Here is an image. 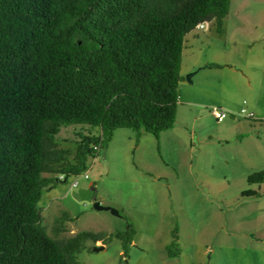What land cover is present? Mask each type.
Wrapping results in <instances>:
<instances>
[{"label":"trees","instance_id":"16d2710c","mask_svg":"<svg viewBox=\"0 0 264 264\" xmlns=\"http://www.w3.org/2000/svg\"><path fill=\"white\" fill-rule=\"evenodd\" d=\"M229 8L230 0H0V264H78L87 242L112 239L125 256L130 227L60 238L63 212L50 236L42 190L86 173L116 129L138 140L173 128L185 36L205 22L221 34ZM65 125L79 126L72 149L56 142ZM263 181L264 171L247 177Z\"/></svg>","mask_w":264,"mask_h":264},{"label":"rangeland","instance_id":"374dc122","mask_svg":"<svg viewBox=\"0 0 264 264\" xmlns=\"http://www.w3.org/2000/svg\"><path fill=\"white\" fill-rule=\"evenodd\" d=\"M203 26L185 36L184 76L194 58L226 63L192 78L211 72L213 76L203 80L216 87L228 78L225 83L239 109L249 111L256 105L264 114V88L259 91L264 76V0H230L221 34L214 22ZM213 105L202 102L188 113L179 102L173 128L158 139L141 131L137 140L133 130L116 129L106 147L89 160L87 179L71 187L80 176H69L43 188L38 208L47 233L52 236L53 221L63 212L70 220L60 238L83 231L134 230L125 256L118 239L87 242L75 255L78 264H264V181L247 182L250 174L264 171V156L250 158L245 150L238 155L236 143L223 140L229 135L226 123L210 115ZM236 118L244 119L239 113ZM78 129L61 126L56 142L72 149ZM249 191L256 195H243ZM95 201L118 215L94 209ZM99 246L103 249L94 252ZM167 247L178 251L176 258L168 256Z\"/></svg>","mask_w":264,"mask_h":264},{"label":"crops","instance_id":"0c3cea01","mask_svg":"<svg viewBox=\"0 0 264 264\" xmlns=\"http://www.w3.org/2000/svg\"><path fill=\"white\" fill-rule=\"evenodd\" d=\"M210 64H216L218 66L221 65L222 67H226V63L221 64L213 61H199L194 58L192 64L185 73L193 72V70H195L196 68H200L199 71H213V69H221V67H210ZM228 67L229 69H231V71H233V73L238 74L237 69L232 70L230 66ZM181 74L184 77V73H182V71ZM211 74V72H209V74H205L204 78L213 76ZM204 78H191V84L187 83L183 78L178 86V103L180 102V107H187L188 113H190L191 109H189V107L193 108L196 107L197 104L204 102L208 105L214 104L213 107H220L227 110L231 115L229 119L225 121L226 132H229V135L224 136L223 140L235 142L236 144L233 147L237 151L238 155H244L243 151L245 150V154H247V156L250 158L254 156H264V128H262L264 122H255L264 120V114L262 113V111L256 105L250 107L249 111L254 114V119H252L253 122L249 121L251 119L244 120L245 118H236L237 113H239L241 109H239V105L233 101L232 97H230L231 90L225 83L228 82V78L227 80H224V83H218L217 85H221L218 87L206 86L205 81L203 80ZM263 85L264 76L261 86H259V91L264 88ZM249 87H251L250 84ZM252 92H254V88H252ZM208 100H212V103ZM256 115L261 119H257ZM204 116L208 118V114L203 112V117Z\"/></svg>","mask_w":264,"mask_h":264},{"label":"built area","instance_id":"2783aa9c","mask_svg":"<svg viewBox=\"0 0 264 264\" xmlns=\"http://www.w3.org/2000/svg\"><path fill=\"white\" fill-rule=\"evenodd\" d=\"M197 28L199 29H203L204 26L203 24H200L197 26ZM210 115L212 116L213 120L215 122H218V123H222V122H225L228 120V118L231 116L230 113L225 110V109H222L220 107H212L210 108ZM239 115L242 116L243 118L245 119H254V114L250 111H248L245 107H243L240 112H239ZM85 178L87 179L88 176L86 173L80 175L79 178L75 179L72 184H71V187H76L79 185V179L80 178ZM62 178V177H60Z\"/></svg>","mask_w":264,"mask_h":264},{"label":"water","instance_id":"95a60500","mask_svg":"<svg viewBox=\"0 0 264 264\" xmlns=\"http://www.w3.org/2000/svg\"><path fill=\"white\" fill-rule=\"evenodd\" d=\"M199 70H200V68H197L195 71L186 74V75L184 76V80H185L187 83H190V84H191V83H192V80H191L192 76H193L195 73H197ZM93 207H94V209H96V210H109V211L111 212V214H113V215H115V216L118 215V212H117L116 210H114V209H112V208H109V207H104V206L100 205V203H98L97 201L94 202ZM102 249H103L102 246L94 247V248H93V251H94V252H98V251H100V250H102Z\"/></svg>","mask_w":264,"mask_h":264},{"label":"clouds","instance_id":"9594fccd","mask_svg":"<svg viewBox=\"0 0 264 264\" xmlns=\"http://www.w3.org/2000/svg\"><path fill=\"white\" fill-rule=\"evenodd\" d=\"M197 28V27H196ZM60 177H62V176H60Z\"/></svg>","mask_w":264,"mask_h":264}]
</instances>
